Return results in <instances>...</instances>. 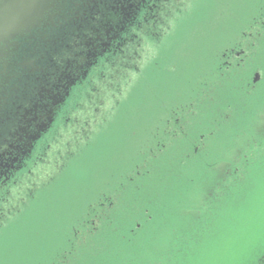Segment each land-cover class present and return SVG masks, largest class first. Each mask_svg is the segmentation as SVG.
Segmentation results:
<instances>
[{
	"label": "rangeland",
	"instance_id": "rangeland-1",
	"mask_svg": "<svg viewBox=\"0 0 264 264\" xmlns=\"http://www.w3.org/2000/svg\"><path fill=\"white\" fill-rule=\"evenodd\" d=\"M263 12L264 0H193L180 11L148 45L111 125L64 157L56 177L40 181L34 200L0 226V264H259ZM239 50L247 54L235 58ZM257 72L263 85L245 96L237 87ZM161 104L175 119L197 113L163 151L149 128L158 124L147 121L165 115Z\"/></svg>",
	"mask_w": 264,
	"mask_h": 264
},
{
	"label": "flooded vegetation",
	"instance_id": "flooded-vegetation-1",
	"mask_svg": "<svg viewBox=\"0 0 264 264\" xmlns=\"http://www.w3.org/2000/svg\"><path fill=\"white\" fill-rule=\"evenodd\" d=\"M149 1L60 0L52 22L46 21L17 38L16 45L12 44L0 59V226L22 212L30 200L27 198L41 189L40 181L56 177L60 164L111 125L116 106L120 107L125 93L145 67L148 45H158L180 11L187 10L193 2L176 1L179 10L165 23L159 21L164 31L153 40L134 33L140 31L142 23L149 30L151 23H146L145 9ZM259 22L264 24V12ZM246 54L239 50L235 58ZM222 64L228 69L230 61ZM260 75L255 73L251 84L241 89L238 86V90L247 96L253 88L256 94L263 85ZM102 97L108 100L103 110ZM171 107L181 111L177 105ZM160 108L165 115L147 121L158 124L149 128L159 131L163 151L168 139L182 134V123L189 126L196 121L192 118L197 113L190 110L177 114L175 119L171 108L167 110L165 104ZM170 127L173 130L168 131ZM210 134L206 138L201 135L200 142L192 145L194 154ZM192 152L185 161L192 159ZM25 187L26 200L22 194Z\"/></svg>",
	"mask_w": 264,
	"mask_h": 264
},
{
	"label": "water",
	"instance_id": "water-1",
	"mask_svg": "<svg viewBox=\"0 0 264 264\" xmlns=\"http://www.w3.org/2000/svg\"><path fill=\"white\" fill-rule=\"evenodd\" d=\"M60 0H0V59L15 40L52 22Z\"/></svg>",
	"mask_w": 264,
	"mask_h": 264
},
{
	"label": "trees",
	"instance_id": "trees-1",
	"mask_svg": "<svg viewBox=\"0 0 264 264\" xmlns=\"http://www.w3.org/2000/svg\"><path fill=\"white\" fill-rule=\"evenodd\" d=\"M85 3L88 2V0H83ZM110 1V0H109ZM176 1L180 2V4L185 3V0H150L146 9V23H151L149 30L148 25L143 24L140 25L142 27L140 31H134V33L137 34L139 38H144L150 36L151 39H155L156 37H160L163 30L162 23H159V21H163V23L166 22V19H170L172 14L174 12L178 11V7H176ZM78 2H82V0H78ZM166 17V18H165ZM156 22L157 24H154ZM148 30V31H147ZM147 31V32H146ZM137 44V43H136ZM103 98V97H102ZM108 100L103 98L100 109L103 110L105 108V103H107ZM264 262V257L260 259L259 264ZM258 264V263H257Z\"/></svg>",
	"mask_w": 264,
	"mask_h": 264
}]
</instances>
